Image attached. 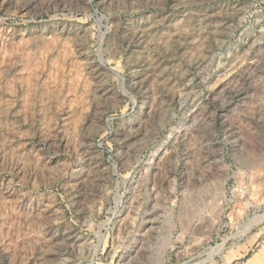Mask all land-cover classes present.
I'll use <instances>...</instances> for the list:
<instances>
[{
  "label": "rangeland",
  "instance_id": "1",
  "mask_svg": "<svg viewBox=\"0 0 264 264\" xmlns=\"http://www.w3.org/2000/svg\"><path fill=\"white\" fill-rule=\"evenodd\" d=\"M0 264H264V0H0Z\"/></svg>",
  "mask_w": 264,
  "mask_h": 264
}]
</instances>
